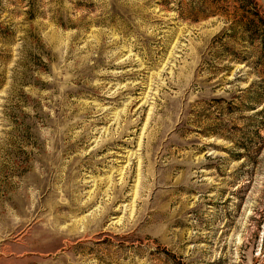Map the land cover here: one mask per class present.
<instances>
[{"label": "rangeland", "instance_id": "374dc122", "mask_svg": "<svg viewBox=\"0 0 264 264\" xmlns=\"http://www.w3.org/2000/svg\"><path fill=\"white\" fill-rule=\"evenodd\" d=\"M0 264H264V0H0Z\"/></svg>", "mask_w": 264, "mask_h": 264}]
</instances>
